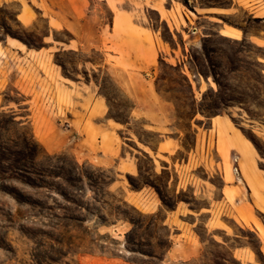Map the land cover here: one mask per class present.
Listing matches in <instances>:
<instances>
[{
	"label": "rangeland",
	"instance_id": "1",
	"mask_svg": "<svg viewBox=\"0 0 264 264\" xmlns=\"http://www.w3.org/2000/svg\"><path fill=\"white\" fill-rule=\"evenodd\" d=\"M136 1L125 7L135 5L150 39L155 31L165 45L146 70L106 41L86 47L54 29L56 0H0V264H264V193L251 175L264 174V7L252 6L264 0ZM220 4L227 9L210 16L195 9ZM91 5L110 22L106 3ZM228 25L249 33L221 34ZM149 90L172 104L182 145L155 165L126 138H160L135 117ZM216 112L253 146L222 128L207 141ZM193 127L203 135L197 147Z\"/></svg>",
	"mask_w": 264,
	"mask_h": 264
},
{
	"label": "crops",
	"instance_id": "2",
	"mask_svg": "<svg viewBox=\"0 0 264 264\" xmlns=\"http://www.w3.org/2000/svg\"><path fill=\"white\" fill-rule=\"evenodd\" d=\"M56 1L59 4V7L49 18V23L54 29L66 28L70 30L75 35L74 41L80 45L90 47L91 45H103V43L106 41L107 44H111L112 48L115 46L113 49L117 52L116 57L119 58V52H121L123 53V57L125 60L131 61V63H129L131 67L140 68L143 70L151 68L154 59H156V57L160 54L163 55V50L165 51V45H162L163 49L159 47L155 31L154 33H152L150 39L148 33L150 32V28L147 27V24H145L143 21L136 18V12L141 11L139 9L136 10L135 5H132L130 8L125 7L127 1L137 5L136 0ZM95 1H103L107 4L108 8L112 11L110 22H106V20H104L101 15L95 12L93 6L91 5ZM155 1L156 0H152V3L155 4ZM151 6H154V8H156L160 12L162 21L168 22V18L163 16L161 10L158 7H156L155 5ZM252 6L254 12H257L260 8L264 7V2L256 1L252 3ZM195 9L197 14L199 15L210 16L211 14L220 12L219 10L221 9L226 10L227 8H221L219 6H200L199 8L195 7ZM167 11H169V9H167ZM27 16L28 14L24 10H21V12L18 14V17L22 22H26L25 19H27ZM6 42L9 43L8 38H6ZM12 48L26 53H30L31 50V48L29 47L27 48V50H25L26 48L24 49L20 45H12ZM147 96L149 98L148 101H145L142 97L135 101L134 109L137 112L135 117H147L149 123L145 125L149 130L157 132L160 138L155 146L151 145V143H149L148 141L142 140L135 134H132L126 138L134 143L136 151L143 155H147L149 158H151L153 164L155 165L154 162L157 160V156L167 157L169 153H173L179 150L182 145L181 139L172 135V122L168 117L172 104L158 93H152V91L150 90ZM209 120L212 124V128H210L207 132V141H209L210 138V131H212L213 129H216V131H218L222 128L223 131L228 132V135L230 137L235 136V140H237V143H239L240 145H247L241 139L240 134L236 132V127L234 126V124L231 126L230 123H228V120L232 121L228 113L222 112L219 114H215L211 116ZM109 131H113V129L109 128ZM116 131H122L121 127L116 128ZM193 131L195 132V147H197L200 141V137L202 141L203 135L196 127H193ZM256 161L258 162L257 158ZM137 168L138 166L136 164L131 166V169L133 170H137ZM241 171L242 176L243 170L241 169ZM262 171H264V169ZM251 175L252 177H255L257 179V185L264 193V174L260 175L259 173L253 171L251 172ZM244 183L246 185L248 184L246 183V179ZM247 189L248 197L251 198L252 188L249 186L247 187ZM140 193L143 194V190ZM152 197H155L154 194L152 195ZM180 210L181 206L177 205L176 208L173 209V213L175 214L176 212H180ZM215 213L216 206L213 214V219L216 221ZM174 216L175 215H171L169 213L167 215V221H172V217ZM256 232L260 237L261 249L264 250V238L261 236L260 232L257 229ZM184 245H187V243H184ZM188 246L192 247L193 245L188 244ZM172 248H174V242L172 243ZM192 248L190 250L194 251V249Z\"/></svg>",
	"mask_w": 264,
	"mask_h": 264
},
{
	"label": "bare ground",
	"instance_id": "3",
	"mask_svg": "<svg viewBox=\"0 0 264 264\" xmlns=\"http://www.w3.org/2000/svg\"><path fill=\"white\" fill-rule=\"evenodd\" d=\"M219 11H222V9ZM221 31H222V34H224V35L236 37V38L237 37L240 38L241 33H242L241 29H239L238 27H234L232 25H228L225 29H223V30L221 29ZM25 46L26 45L23 44V47H25ZM110 122L113 123L114 125H119V123H117L115 121L110 120ZM228 123H230L231 126L233 125L232 121H230V120H228ZM240 137L246 144L249 145V147L253 146V143L247 137L243 136L242 134H240ZM241 157H242V163L254 162V159L246 152H241ZM243 170L245 171V167L243 168ZM229 173H230V169H229Z\"/></svg>",
	"mask_w": 264,
	"mask_h": 264
},
{
	"label": "trees",
	"instance_id": "4",
	"mask_svg": "<svg viewBox=\"0 0 264 264\" xmlns=\"http://www.w3.org/2000/svg\"><path fill=\"white\" fill-rule=\"evenodd\" d=\"M187 3V2H186ZM207 6H224V5H207ZM236 27H238L239 29H242V31H243V34H244V38H246V36L248 35V33H249V31L246 29V28H243V27H241V26H238V25H236ZM220 33H221V31H220ZM222 34V33H221ZM224 35V34H223ZM225 36H227V35H225ZM229 37H231V36H229ZM204 49V53H205V55L208 57V52H207V49H206V47H204L203 48ZM215 76V78H217L216 77V75H214ZM217 81H218V79H216ZM219 82V81H218ZM216 114H219V112H216ZM132 221V223H133V228L130 230V231H128L126 234H127V240H128V243H130V244H133V245H136V242L134 241L135 239H133V235L136 233V230H137V223H136V221H133V220H131ZM170 235H168V237H169ZM60 244H64V242H66V244L68 245V246H73V245H75V243L73 242V241H58ZM81 244H83V243H81ZM78 246H82V245H77V247ZM91 249H94L95 247V245H94V242H92L91 243ZM102 248V247H101ZM133 248V250H135L134 248L135 247H132ZM151 255H153V254H151Z\"/></svg>",
	"mask_w": 264,
	"mask_h": 264
},
{
	"label": "built area",
	"instance_id": "5",
	"mask_svg": "<svg viewBox=\"0 0 264 264\" xmlns=\"http://www.w3.org/2000/svg\"><path fill=\"white\" fill-rule=\"evenodd\" d=\"M233 169L236 175L241 176L242 171L238 155L233 156Z\"/></svg>",
	"mask_w": 264,
	"mask_h": 264
}]
</instances>
